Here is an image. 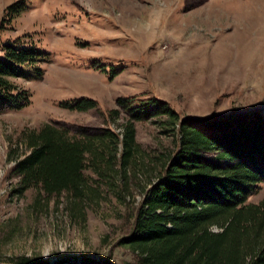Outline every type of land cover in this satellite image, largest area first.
Segmentation results:
<instances>
[{
  "label": "rangeland",
  "instance_id": "374dc122",
  "mask_svg": "<svg viewBox=\"0 0 264 264\" xmlns=\"http://www.w3.org/2000/svg\"><path fill=\"white\" fill-rule=\"evenodd\" d=\"M15 1L0 0V42L34 40L48 57L37 63L45 68L42 77L30 75L33 63L23 64L30 76L13 77L31 91V102L0 113V264L23 253L55 262L134 261L136 253L119 240L132 231L145 191L141 182L133 180L123 199L105 190L83 217L70 211L66 192L47 194L35 186L19 192L8 149L23 131L48 120L106 124L117 97L132 94L164 98L182 116L256 106L264 114V0H25L10 19L6 9ZM86 95L98 100L97 107L59 103ZM127 115L121 109L110 124L121 130ZM162 119L136 123L146 156L174 143ZM248 198L264 200V182Z\"/></svg>",
  "mask_w": 264,
  "mask_h": 264
},
{
  "label": "trees",
  "instance_id": "16d2710c",
  "mask_svg": "<svg viewBox=\"0 0 264 264\" xmlns=\"http://www.w3.org/2000/svg\"><path fill=\"white\" fill-rule=\"evenodd\" d=\"M25 0L7 7L12 19ZM3 26V24H2ZM0 113L23 108L31 91L13 77L40 78L37 63L48 56L34 40L0 42ZM33 63L28 75L23 64ZM118 70L114 69V73ZM101 126L46 121L23 131L8 149L19 179L18 191L38 187L47 194L66 192L70 211L83 217L100 204L105 190L125 198L138 180L143 198L133 212L131 232L120 237L136 259L123 264H264V200L249 201L264 182V114L249 110L182 116L159 96H118ZM63 107L87 110L98 105L91 96L60 99ZM121 109L128 112L122 129L113 127ZM157 115L172 146L144 155L136 123ZM87 172V170H89ZM145 174L148 177L141 181ZM94 203V204H93ZM9 264H97L94 260L58 262L45 257L11 255ZM106 264H111L107 262Z\"/></svg>",
  "mask_w": 264,
  "mask_h": 264
}]
</instances>
